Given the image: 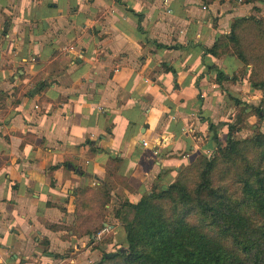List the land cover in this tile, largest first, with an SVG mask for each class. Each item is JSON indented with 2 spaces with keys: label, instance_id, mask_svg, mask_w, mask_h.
Listing matches in <instances>:
<instances>
[{
  "label": "crops",
  "instance_id": "crops-1",
  "mask_svg": "<svg viewBox=\"0 0 264 264\" xmlns=\"http://www.w3.org/2000/svg\"><path fill=\"white\" fill-rule=\"evenodd\" d=\"M249 16L264 0H0V264L121 247V205L221 145L242 64L207 51Z\"/></svg>",
  "mask_w": 264,
  "mask_h": 264
},
{
  "label": "trees",
  "instance_id": "trees-1",
  "mask_svg": "<svg viewBox=\"0 0 264 264\" xmlns=\"http://www.w3.org/2000/svg\"><path fill=\"white\" fill-rule=\"evenodd\" d=\"M253 20L252 16L235 19L228 35L217 37L207 52L213 57L223 54L228 44L236 42L237 28ZM221 75L217 72L216 78ZM258 116L264 118V112ZM227 129L229 133V124ZM213 139L217 141L216 136ZM234 147L233 142L229 149L233 151ZM220 148L221 145H217L216 149ZM196 161L200 169L196 175L199 182L190 191L185 181ZM213 168L214 162L200 155L192 163L179 168L175 180L160 191L152 188L138 202L121 205L119 223L124 231V243L113 252H102L94 264H264V250L248 239L244 243L233 237L245 222L244 208L264 215V169L240 180L241 199L236 202L211 186L208 177ZM205 190H209V195ZM91 202L90 199V206ZM210 226L228 232L236 245L250 257L253 255L251 262L248 263L247 256L240 259L217 237L211 236Z\"/></svg>",
  "mask_w": 264,
  "mask_h": 264
},
{
  "label": "rangeland",
  "instance_id": "rangeland-1",
  "mask_svg": "<svg viewBox=\"0 0 264 264\" xmlns=\"http://www.w3.org/2000/svg\"><path fill=\"white\" fill-rule=\"evenodd\" d=\"M237 40L234 44H228V50L242 64L237 75L243 82L231 94V126L219 129L221 148H214L203 154L207 161L214 162V168L209 173V181L213 188L219 189L223 196L238 202L240 195V180L255 171L264 169V118L258 116L264 112V20L262 17L254 18L240 25L236 30ZM221 54V55H223ZM227 91V90H224ZM229 114V116H231ZM235 143L234 150L229 146ZM189 178L185 181L188 190L193 191L199 180L196 176L200 171L198 162ZM162 189V188H161ZM161 189H155L157 192ZM209 195V190H205ZM242 214L245 218L233 237L244 242L254 244L264 250V215L252 212L244 208ZM208 231L211 236L217 237L220 242L240 259L247 256L248 263L253 259L245 253L241 246L236 245L229 233H223L217 227L210 226ZM245 243V242H244ZM250 260V261H249ZM104 264H112L111 262Z\"/></svg>",
  "mask_w": 264,
  "mask_h": 264
},
{
  "label": "built area",
  "instance_id": "built-area-1",
  "mask_svg": "<svg viewBox=\"0 0 264 264\" xmlns=\"http://www.w3.org/2000/svg\"><path fill=\"white\" fill-rule=\"evenodd\" d=\"M203 8V7H202ZM199 97H203V93H199ZM141 145L145 146L146 145V141L141 140ZM98 235V234H97Z\"/></svg>",
  "mask_w": 264,
  "mask_h": 264
}]
</instances>
